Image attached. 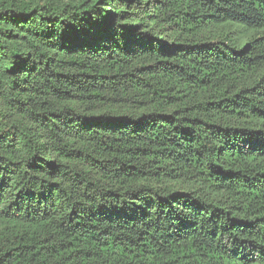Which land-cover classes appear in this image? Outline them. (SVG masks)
Returning a JSON list of instances; mask_svg holds the SVG:
<instances>
[{"label":"trees","instance_id":"16d2710c","mask_svg":"<svg viewBox=\"0 0 264 264\" xmlns=\"http://www.w3.org/2000/svg\"><path fill=\"white\" fill-rule=\"evenodd\" d=\"M0 264H264V0H0Z\"/></svg>","mask_w":264,"mask_h":264},{"label":"rangeland","instance_id":"374dc122","mask_svg":"<svg viewBox=\"0 0 264 264\" xmlns=\"http://www.w3.org/2000/svg\"><path fill=\"white\" fill-rule=\"evenodd\" d=\"M28 1H31L33 3H42V2H45L46 0H28ZM52 1L58 4H63L66 2H83L85 0H52ZM89 1H96V0H89Z\"/></svg>","mask_w":264,"mask_h":264}]
</instances>
